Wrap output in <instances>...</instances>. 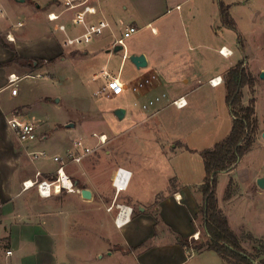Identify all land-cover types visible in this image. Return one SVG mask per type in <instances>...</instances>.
<instances>
[{"label": "rangeland", "instance_id": "374dc122", "mask_svg": "<svg viewBox=\"0 0 264 264\" xmlns=\"http://www.w3.org/2000/svg\"><path fill=\"white\" fill-rule=\"evenodd\" d=\"M97 1L103 14L115 23L116 34L122 36L125 28L130 24L137 28L135 32L124 38L125 54L146 53L148 55V64L140 69H137L128 59L123 60L121 74L126 79H131L140 72H147L154 68L159 74V66H170L174 77L177 79L175 84L180 85V88L183 85L189 87L194 82L197 83V80H199V84L201 83L197 90L190 93L192 99L190 105L180 111H176L173 105L167 107V109H165V106L160 109L162 111L158 116L149 119L146 123L142 122L131 127L129 114L122 119H116L114 114L111 113L116 103L122 104L128 111L140 112V109L132 103L130 91L109 96L95 94L94 81L91 80V77L97 67L105 63L112 74H117L123 53V49H121L117 53H111L108 56L102 53L100 56H89L85 59L79 56L72 58L74 53H71V58L69 56L65 63L51 65L52 76L43 72V74L35 77H26L30 74L28 70L25 71L26 74L21 75L11 73L20 79L17 81L16 86L19 94L14 97V101L24 105L23 108L16 109L12 113L22 115L38 124V144L44 142L40 146L43 149L46 148V152L65 156L68 150L72 148L74 140L78 138H82L86 144L92 147L91 152L85 155L80 163L66 165V170L72 180L83 182L89 172L95 168H97V177L106 179L109 175L108 171L111 163L129 159L137 166L138 175L147 183L146 191L149 192L150 187L148 185L161 182L165 175H172L171 167L178 169L180 164L184 165L187 162L184 157L188 156L187 163L195 171L194 180L198 181L203 178L204 173L202 157L199 154L191 155L186 151H183L180 155L164 154L160 151L157 140L182 135L183 140L190 147L197 145L198 147L203 146L201 149L211 148L210 139L219 134L220 127L225 126L223 123H230L231 121L225 100V82L210 87L209 82L206 83V76H204L205 72L210 71L213 62H216L213 59L214 57L209 54L212 51L207 48L209 45L208 39L210 40V38L206 35V47L204 45L197 46L199 42L196 41L189 42L192 48L188 50L187 46L186 49L177 46V37L171 36L186 37L183 34L185 32L187 34L186 38H190L194 27H198L201 32L207 34V24L211 28V23V31L217 32V38L225 39L235 49L233 56L224 59L225 64L234 66L238 61H243L242 67L254 78L252 87L244 86L242 88V103L246 105L251 97L255 98L254 107L258 119L256 136H258V140L251 151L243 157L237 167L238 174H236L241 189H247V185L250 186L253 178L264 173V137L261 136L262 132L259 130L264 128V78L259 76L260 72L264 71V0H235L239 2V5L235 8V17L237 21L236 31L240 32L241 40L237 38L236 31L221 27L219 20L214 21L213 16L211 18V15L215 12L213 10L217 7V0ZM3 2L8 9L9 0H3ZM57 3L58 0L44 1L40 11L36 12L35 18L37 21L44 26H50L49 24L53 26V22L48 21L46 14L48 11L54 10ZM175 4H179L177 9ZM163 7H165L164 17L156 21L151 20L149 26H145L144 15L151 11L160 13L163 11ZM11 20L15 22L14 19ZM11 20L8 16V19L4 21L7 23L0 25V35L3 36L6 32L5 35L13 40V36L10 35V32H7V29L12 28ZM152 25L159 29L164 27L165 30H161L160 34L155 36L150 30ZM217 26H220V28H217ZM48 28L50 29V27ZM160 36H163L166 46L170 47V50L162 51L164 58H157L156 55L157 45L155 40ZM93 41L85 43L83 46L91 44ZM197 53H201L202 57L197 56ZM106 57L107 60H105ZM184 57L188 59L187 67L183 64ZM154 64L159 66H154ZM218 69V71L223 70V68ZM194 73L199 74L194 77ZM187 77H190L188 83L185 82ZM223 78L225 81V74ZM169 80L172 81V78H169ZM166 89L170 92L169 89L171 88L167 87ZM172 91L177 90L172 89ZM57 98L60 99L56 103L54 99ZM69 122L75 124L72 131L65 130L66 124ZM56 125L61 128L59 131L52 128ZM94 134H105L106 141L98 144V138ZM43 135L47 136L45 141L42 139ZM15 142L16 145L20 146L16 137ZM23 151L20 158L21 165L23 164L24 167L29 168L34 165L37 167L36 170H40L38 168H42L40 166L43 164L42 161L32 163L33 161L29 159L25 149ZM45 161L48 163V168H51V170L56 169L57 165L53 161L50 159ZM52 171L42 172L43 175L47 176ZM173 177L177 180L176 176ZM241 178L245 180V184H241ZM227 182L226 176L220 175L217 177L215 193L219 200L221 193H225ZM173 184H176L175 180L170 185ZM252 187V191L259 193L253 194L252 197H247L244 193L240 198H237V196L230 215L234 214L235 216H231L232 219H235L236 222L240 219L244 220L250 227L241 230L245 234L252 233L256 237H264V188H259L257 184L254 185V180ZM233 188L234 195L239 194V191H241L237 184ZM83 189L87 188L81 185L78 189L75 187L73 192L61 191L56 193L57 195L52 194L47 199L48 206H46L51 218L59 215L62 210H66V225L57 226L55 223L49 229L53 231L56 235L54 237L58 240L66 241L69 247L67 256H69L70 261L77 264L79 256L82 260H86L85 253L89 255L91 260H94L95 250L103 252L107 249H117L114 244L117 242L116 237L112 239L114 234H112L108 224L110 218L90 214L91 209L100 213L103 202L93 205H99V209H97L76 200V198L84 197L82 195ZM19 193L20 195L15 197L11 203L16 218H30L26 216L25 211L27 208L41 211L42 201L38 199L41 197L38 196L34 187L28 190H23L21 187ZM103 194L104 199H107L112 193L105 192ZM75 213L76 216L74 217ZM195 224H197L196 228L200 232L193 233L190 238H187L191 246L189 251L191 249L194 251L192 247L196 243L205 242L208 238L202 230L200 215H197ZM194 234L196 237H194ZM77 241L82 245L79 248L76 246ZM6 243L7 241L3 242L2 245ZM241 244L247 251H252L246 238L241 240ZM212 254L216 257L213 252L204 253L194 257L192 262L199 259L201 264H212L210 259Z\"/></svg>", "mask_w": 264, "mask_h": 264}, {"label": "crops", "instance_id": "0c3cea01", "mask_svg": "<svg viewBox=\"0 0 264 264\" xmlns=\"http://www.w3.org/2000/svg\"><path fill=\"white\" fill-rule=\"evenodd\" d=\"M0 1L6 9L7 16L10 17V20L14 19L15 21L12 22L11 20L12 28L7 29L8 31L6 30L7 32H10L11 36H13V40H10L5 35L6 32H4L3 36L0 35V264H77L76 262L70 261L68 258L69 256H67V250L69 247L66 241L58 240L54 237L56 235H54L53 231L49 229L51 225H55V223L57 226L66 225L67 220L66 210H62L60 212L61 214L59 213L56 217H50V212L46 210V206H48L47 199H49L50 196L41 197L37 193L38 196L41 197L38 199L42 201L41 211L29 210V208H27L25 211L26 216H29L30 218H16V215H14L11 203L15 197L20 195L19 190L22 187V181L26 178H32L37 167L33 165L29 168L24 167L23 164L21 165L20 158L22 152H24L23 149H25L24 145L19 142L6 122L7 117L13 114L12 112L14 110L24 106L14 101V97L18 96L19 91L17 90L16 94L11 93V87L8 86V77L11 73L18 75L26 74V70L30 72L26 77H35L43 74V72L52 76L51 65L65 63L71 53H74L72 58L79 56L83 59L89 56H100L102 53L107 56L111 53H117L112 52L111 50L117 45L114 44V40L120 37V34H116L115 23L103 14L98 1L94 0L99 7L101 14L109 20L110 28L106 29L103 35L93 39L94 41L91 44L86 46L82 45L83 47L80 46L76 49L68 48L63 46V34L54 29V24L52 26L48 23L50 26H44L35 18L36 12L40 11L42 4L46 0H9L8 9L3 0ZM222 1L229 6L228 11L235 22V30H233L236 31L237 21L235 17V8L239 5V2H236L235 0L227 2L224 0ZM178 6L179 4H175L176 9ZM216 6L217 7L213 10V12H215L211 15V18L213 16L214 21H216V19L219 20L221 27L227 28L221 24L217 1ZM164 12L165 7H163V11L160 13L151 11L150 13L145 14L144 25L149 26L151 20L156 21L161 19L164 17ZM6 20L0 21V25L2 26L7 23L4 22ZM17 21H21L22 25L17 26ZM210 26L212 28L211 23ZM220 26H217V28H220ZM48 27H50V29ZM211 28H209V25L207 24L208 31L206 34L201 32L198 27H194L193 34H191L190 38H186L187 34L185 32H183V34L186 37L180 38L175 35L171 36L177 37V46L185 49L187 46V49L190 50L192 46L189 45V42L193 41L199 42L197 46L204 45L206 47L207 35V37L210 38V40L208 39L209 45L207 48L212 51V53L209 54L214 57L213 59L216 60V62H213L210 71L204 73V76H206V83L208 84L209 79L220 76V78L223 79L221 84H223V75L228 69L233 67V65H226L224 59L233 56L235 49L232 45H229L225 39L217 38V32H212ZM163 29L156 28L153 25L150 26V30L155 36H158ZM236 33L237 38L241 40L240 32L236 31ZM155 42L157 45V58H164L162 51L170 50V47H167L164 43L163 36H160ZM184 43H186V45H184ZM222 47L227 51L231 50L232 53H229L228 56L222 55L219 52ZM144 54L148 64V55L146 53ZM15 56H18L21 59L19 63L15 61ZM128 56L129 54H125L123 50L118 72H120L122 68L123 60L128 59ZM197 56L202 57V54L197 53ZM22 60L31 61L28 62V64H24ZM105 60H107V57ZM183 60V64L187 67L188 59L184 57ZM154 66L159 65L154 64ZM159 68V74L154 68L147 72H140L133 78L128 79L130 81L143 75L154 74L156 79L153 84L143 92V99L159 92H165L167 98L158 106V108L142 110L134 103L135 99L132 93V103L140 109V112L136 113L132 110L128 111V109L120 103L114 104L113 110L117 107L125 109L123 117L127 114L130 115V127L139 125L142 122L146 123L149 119L158 116L160 111H162L160 109H163L165 106V109H167V107H172L170 101L178 96H186L188 104L184 108H187L190 105V100H192L190 98V93L197 90L198 86L201 84H199V80H197V83L194 82V84L189 85V87L183 85V87L180 88V85L175 84L177 79L174 77L170 66H159ZM218 68H223V70L218 71ZM104 69L112 74L107 68L106 63L99 65L96 71L92 73L91 80L94 81L95 91L104 81L101 75V71ZM36 71L38 72L35 73ZM198 74L199 73H194L193 76L195 77ZM169 78H172V81H170ZM19 80L20 79H18V81ZM189 80L190 77H187L185 82L188 83ZM208 85L214 87L210 84ZM167 87L171 88L169 89L170 92L166 89ZM172 89H176L177 91H172ZM59 99L60 98L54 99V102L57 103ZM184 108L174 109L180 111ZM113 110L111 112L112 114ZM114 117L118 119L115 115ZM230 118V123H223L225 126H221L222 128L220 127L221 131H219V136L217 135L210 139V146H213L217 141L229 134L232 127L231 114ZM52 128L57 131L61 129L57 125ZM74 128L75 127H65V130L72 131ZM259 130L262 132L264 131V128H260ZM15 137L20 146L16 145ZM42 139L45 141L47 136L43 135ZM257 140L258 136H256L255 143ZM38 141L32 147L34 149H43L40 145L42 143L44 144V142L38 144ZM157 144L161 149L160 151L164 152V154L171 153L176 155H180L183 151H186L191 155L199 154L200 156V153L198 152L202 150L201 148L203 147H198L197 145L190 147L185 143L182 135H175L169 139L157 140ZM251 149L249 151H251ZM248 152L242 155L231 170L218 174V176L224 175L227 177L228 182L226 183V186L229 181L232 180L233 184H237V187L241 190L239 191V194L234 195L233 193L229 198H225V193H221L220 200L215 193L218 206L227 217L229 226L235 233H240L241 230L250 227L244 220L240 219L236 222L235 219L231 218V216H235L234 214L230 215L234 201L237 198H240L243 193L247 195V197H252L253 194L259 193L252 191L253 180L255 185L256 179L259 176H264V173H261L251 180V184L250 186L247 185V189H241L240 182L236 175L238 174L237 167ZM48 154L54 155L49 152ZM47 159L50 158L39 160L40 162L42 161L43 164L40 165L42 168L38 169L42 171L53 170L48 168V163L45 161ZM184 159L188 162V156L184 157ZM187 162L184 163V165L180 164L178 169L171 167L172 175H165L161 182H154L148 185L150 187L149 192L146 191L147 183H145L142 178H140V175H138L137 166L129 159L111 163L108 171L109 175L106 179L97 177V168H95L89 172V175L86 176L83 182L73 180L77 189L82 185L86 186L90 191L89 198H76L77 201L83 202L89 207H95L97 209H99V205H93L98 202H103V208H101L100 213L91 209V211L89 210L90 214L95 216L102 215L106 218L109 217L110 222L108 221V224L110 225L112 234H114L112 239H115L116 237L117 241L114 243L117 249H107L103 252L95 250L93 255L94 260H91L89 255L85 253L86 260H82L79 256L77 261L78 264H201L199 259L194 262H192V259L209 252H213L216 255V257L213 256V254L210 256L212 264H227L213 250L202 249L200 251H193L191 249L189 251V248H183L177 241V236L190 238L193 233L200 232V230L196 228L197 224H195V222L197 220L198 205L201 202V194L198 188L203 182L204 173L202 179L195 181V171L191 169ZM70 164L76 165V163ZM118 168L129 171L127 184L119 191L116 190L113 183ZM173 176H176L178 181ZM173 180L176 181V184L171 186L170 184ZM240 181L241 184H245L243 178H241ZM105 192H111L112 194L111 196L109 195L107 199H104L103 193ZM159 195L160 197L157 199V196ZM119 213L120 215H118ZM75 216L76 213L74 214V217ZM79 216L81 217V214ZM5 241H7V243L2 245ZM76 246L79 248L82 245L77 241Z\"/></svg>", "mask_w": 264, "mask_h": 264}, {"label": "built area", "instance_id": "2783aa9c", "mask_svg": "<svg viewBox=\"0 0 264 264\" xmlns=\"http://www.w3.org/2000/svg\"><path fill=\"white\" fill-rule=\"evenodd\" d=\"M48 21L53 22L54 29L63 34L62 44L65 47L76 49L85 43L103 35L106 29L110 28V22L105 18L94 0H58L56 8L48 11L46 14ZM8 19L6 9L0 1V21ZM17 26L22 25L21 21L16 22ZM137 30L130 25L125 28L123 35L114 40V44L120 45L124 50V38ZM225 48H220L219 52L228 56L231 50L225 52ZM101 75L103 83L98 87L95 94L119 95L125 91H130L134 95V103L142 110H152L167 98L165 92H159L143 99V92L149 88L156 77L154 74L143 75L133 80L126 79L120 72L115 75L107 70H102ZM219 78V79H218ZM18 77L10 74L8 77V86L11 87V93L17 92ZM211 86H217L223 82L220 76L209 79ZM170 104L177 109L187 106L186 96H178L170 101ZM8 127L15 134L17 139L33 162L50 158L56 165V169L50 174L51 177L43 175L41 170H36L32 178L22 181V189L28 190L35 188L41 197H49L53 193L61 191L73 192L75 185L65 167L69 163H80L85 155L91 152L92 147L84 142L82 138L74 140L73 146L65 156L59 154L49 155L46 150L34 149L32 146L39 140L38 124L22 115L12 114L6 119ZM98 138V144L106 141L105 134H94ZM129 171L118 168L113 183L117 191L123 189L127 184ZM121 213V212H120ZM120 213L118 215H120ZM194 237L195 234H194Z\"/></svg>", "mask_w": 264, "mask_h": 264}, {"label": "trees", "instance_id": "16d2710c", "mask_svg": "<svg viewBox=\"0 0 264 264\" xmlns=\"http://www.w3.org/2000/svg\"><path fill=\"white\" fill-rule=\"evenodd\" d=\"M217 5L221 24L235 30V22L228 11L229 6L222 0H217ZM15 61L19 63L21 59L15 56ZM22 61L24 64L29 62ZM242 63L243 61H238L225 73V100L233 120L231 130L211 148L199 151L204 165V179L198 188L201 202L197 215L202 218V230L208 238L205 242L196 243L192 248L194 251L213 250L227 264H264V237H256L250 232L245 234L243 231L235 233L219 208L215 195L218 174L233 168L242 155L253 147L258 132L255 98L251 97L246 105L242 103V88L252 87L254 82L253 76L242 67ZM47 176L51 177L50 174ZM233 187V181L230 180L225 190V198L231 197ZM159 197L160 195L157 199ZM243 238L250 243L251 252L242 246ZM177 241L185 249L191 247L187 238L177 236Z\"/></svg>", "mask_w": 264, "mask_h": 264}, {"label": "water", "instance_id": "95a60500", "mask_svg": "<svg viewBox=\"0 0 264 264\" xmlns=\"http://www.w3.org/2000/svg\"><path fill=\"white\" fill-rule=\"evenodd\" d=\"M23 1V0H21ZM122 49L120 45H115L113 49L111 50L112 52H118ZM128 60L138 69L143 68L147 65V61L145 58L144 54H130L128 56ZM260 78H264V71L260 72L259 74ZM113 114L118 118L122 119L124 114H125V109L122 107H117L113 110ZM75 124L69 122L66 124V127L73 128ZM261 136L264 137V131H262ZM256 184L259 188H264V176H259L256 179ZM82 195L85 198L90 197V191L88 189H83L82 190Z\"/></svg>", "mask_w": 264, "mask_h": 264}, {"label": "bare ground", "instance_id": "6f19581e", "mask_svg": "<svg viewBox=\"0 0 264 264\" xmlns=\"http://www.w3.org/2000/svg\"><path fill=\"white\" fill-rule=\"evenodd\" d=\"M225 50V52H226V49H224ZM219 79V78H218ZM197 234V233H196Z\"/></svg>", "mask_w": 264, "mask_h": 264}]
</instances>
